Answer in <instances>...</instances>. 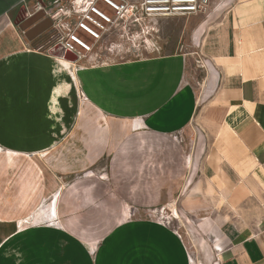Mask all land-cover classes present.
Here are the masks:
<instances>
[{
    "label": "crops",
    "instance_id": "0c3cea01",
    "mask_svg": "<svg viewBox=\"0 0 264 264\" xmlns=\"http://www.w3.org/2000/svg\"><path fill=\"white\" fill-rule=\"evenodd\" d=\"M43 1L44 12L40 0H0V153L11 171L23 164L16 211L0 213V264H193L184 239L159 220H123L93 245L71 229L87 226L72 210H121L104 206L96 193L150 206L172 197L170 179L178 183L176 209L195 221L200 236L198 264H264V0L215 2L189 34L194 70L189 52L172 51L85 62L73 76L63 58L51 63L37 52L47 51L51 36L32 40L50 17L61 16L52 0ZM94 6L111 9L101 0ZM38 12V22H49L24 37L19 21ZM193 72L200 74L196 84ZM75 84L86 103L69 131ZM192 123L196 135L184 165L174 136ZM66 134L83 164L106 158V170L62 185L48 177L44 166L52 169L40 156ZM160 161L177 165L155 166ZM140 178L148 186L156 181L162 194L140 192ZM54 194L58 223L31 220L18 232L23 216Z\"/></svg>",
    "mask_w": 264,
    "mask_h": 264
},
{
    "label": "rangeland",
    "instance_id": "374dc122",
    "mask_svg": "<svg viewBox=\"0 0 264 264\" xmlns=\"http://www.w3.org/2000/svg\"><path fill=\"white\" fill-rule=\"evenodd\" d=\"M48 3V2H47ZM51 9V7H50ZM108 10V9H107ZM106 13L109 16H113V11L110 9ZM204 14H191V15H180V16H162L157 18H145L141 19L139 23H128L126 21L115 23H107L91 14L93 20L84 19L82 21L87 23L95 31L100 33L99 39H94L89 33L75 27V19H70V36L74 33L76 36L85 41L91 46L90 51H86L82 47L70 41V53L77 55V60H72L70 58V65L68 70L74 72L78 64H84L85 62H104V61H121L127 59H136L141 57H147L155 54L169 53L172 51H185L188 53V65L193 70L197 68L196 54H194L193 49L189 45V34L194 25L201 19ZM43 16H46L44 13ZM51 25L46 28L49 30L48 33L51 37L55 36V29L53 27L54 18L50 17ZM41 18H39L40 20ZM38 20V19H37ZM49 21V19H47ZM27 19H21L18 24L22 32H24V37H27V32L29 33L32 29V24L27 23L25 28H21V24L26 22ZM56 21H58L56 19ZM79 21V20H78ZM32 32V31H31ZM57 33V31H56ZM47 39L44 37L43 41ZM54 40V39H53ZM51 41V39H50ZM55 42V40H54ZM42 52L45 55L51 57V63L56 58L59 57L55 54H48L46 49L37 51ZM56 56V57H54ZM62 58V57H59ZM64 59V58H63ZM199 72H193L192 82L195 83V79L199 78ZM69 77V76H66ZM72 86V91L70 93V120L71 124L68 129L71 131L73 120L77 117L79 107L83 108L85 106L86 100L85 96L82 94L78 85ZM76 112V114H75ZM196 129L193 123L186 128L184 131L176 134L174 139L182 149V154L184 156V165L186 161H189V156L192 151L193 141L195 139ZM66 138V139H65ZM64 143L59 144L52 152L48 154L38 155L43 157L44 165L52 169H46L44 166V173L48 177L54 176L53 178L58 180L60 185L75 182L77 180L83 179L85 176H99L100 172H104L107 168V159L102 158L99 163L86 165L83 164L78 155H74L77 150L74 149L75 142L70 140V137L64 136ZM69 139V140H68ZM68 140V141H67ZM62 141V140H61ZM78 152V151H77ZM79 153V152H78ZM4 155L7 153H0V213H13L16 211V204L13 202L19 193V173L21 172L22 165L17 162V165L12 167V171L4 164ZM20 156V155H18ZM52 156V157H51ZM32 158V157H31ZM35 158V157H34ZM8 160V158H6ZM161 164L172 168H175L177 163L170 164L168 162H158L155 166H160ZM188 165V164H187ZM69 170V171H68ZM43 178V177H42ZM47 178V177H46ZM44 177V181L50 186L51 179ZM11 179V180H10ZM55 181V180H54ZM145 179L140 178L139 190L142 193L154 192V196H160L162 194L161 187L156 185L148 186ZM11 182V183H10ZM109 182V181H108ZM62 183V184H61ZM168 191L173 192L172 197L166 202L157 203L155 205L145 206L130 203L125 198L119 199H108V196L100 195L96 193L94 196L99 202L102 201L105 206H118L121 205V210H94L90 209H76L70 211V215L76 216L81 219V221L87 225L84 227H71V229L80 236L85 238V241L90 245L95 241L101 239L104 234H106L112 227L118 222L127 220L129 218H151L159 220L170 226L175 232L180 234V237L184 239L188 249L191 251L193 257V264H198V261L202 259L203 251L199 246L197 239H200L198 232L195 229V221L190 218L184 219L180 214L179 210L176 209V201L178 195V183L177 180L170 179L167 181ZM59 188L60 190L62 187ZM57 195L52 197L44 196L39 207L33 212V214L25 217L23 216L22 221L19 222V226L16 228L18 232L24 229V226L29 221L33 220H46L45 222L54 219L55 223H58L57 210L61 208V205L57 206ZM10 202H5L9 200ZM172 201V202H171ZM175 201V202H174ZM170 202V203H169ZM12 203V204H11ZM83 203V202H82ZM81 203V204H82ZM168 203V204H167ZM86 207V206H85ZM54 223V224H55ZM93 224V225H90ZM3 227L0 226V233L3 231ZM15 229V230H16ZM179 237V236H178ZM93 245V244H92ZM198 251H197V247ZM197 257V258H196ZM198 259V260H197Z\"/></svg>",
    "mask_w": 264,
    "mask_h": 264
},
{
    "label": "built area",
    "instance_id": "2783aa9c",
    "mask_svg": "<svg viewBox=\"0 0 264 264\" xmlns=\"http://www.w3.org/2000/svg\"><path fill=\"white\" fill-rule=\"evenodd\" d=\"M63 1L66 0H52L53 6H59L61 16L55 18L53 22L57 33L55 31V36L51 37L48 46L61 44L65 49L72 51L70 49V41H72L86 51H90L91 46L85 41H79L74 33L70 36V19H75L76 28L89 33L94 39H99L100 33L82 21V17L92 21L91 14H93L107 23L118 24L126 21L137 24L145 18L205 14L218 0H101L113 11L112 17L94 6L96 0H81V4L80 0H69V6H63L64 4H61ZM82 4L84 6H81ZM176 234L180 237L177 231Z\"/></svg>",
    "mask_w": 264,
    "mask_h": 264
},
{
    "label": "water",
    "instance_id": "95a60500",
    "mask_svg": "<svg viewBox=\"0 0 264 264\" xmlns=\"http://www.w3.org/2000/svg\"><path fill=\"white\" fill-rule=\"evenodd\" d=\"M40 5L42 6L40 8L41 11L44 12V8L46 6V3L43 0H40ZM35 18H36V14H31V16H29L27 18V20L30 21L29 24L34 23L36 21ZM38 33L40 34V32H38ZM38 33H37V35H39ZM47 51L50 54H55V55H57L59 57H62L64 59H69L70 60V58H71L74 61L78 59L77 55H75L73 53H70V51L65 49L61 44L51 45V46L47 47Z\"/></svg>",
    "mask_w": 264,
    "mask_h": 264
},
{
    "label": "flooded vegetation",
    "instance_id": "af4514ba",
    "mask_svg": "<svg viewBox=\"0 0 264 264\" xmlns=\"http://www.w3.org/2000/svg\"><path fill=\"white\" fill-rule=\"evenodd\" d=\"M40 14V12H38V13H36V17L38 16ZM30 21L29 20H27L26 22H24L25 24H27V23H29ZM38 20H36L34 23H33V25H32V29H31V31H35V30H40V29H42V28H44V27H46V24H47V22H49V21H42V22H38ZM34 26V27H33ZM48 29L47 30H45L43 33H41L40 35H38V36H36V37H34L32 40L33 41H39V40H41L42 38H44V37H50V34L48 33Z\"/></svg>",
    "mask_w": 264,
    "mask_h": 264
},
{
    "label": "bare ground",
    "instance_id": "6f19581e",
    "mask_svg": "<svg viewBox=\"0 0 264 264\" xmlns=\"http://www.w3.org/2000/svg\"><path fill=\"white\" fill-rule=\"evenodd\" d=\"M80 4H81V0H80ZM81 6H84V4H82ZM87 10V9H86ZM88 30V29H87ZM89 31V30H88ZM91 33H92V31H91ZM92 34H94V33H92ZM95 35V34H94ZM99 37H100V34H99ZM78 39H79V41H81V42H84L81 38H79L78 37ZM67 63H69V64H71L70 63V61L68 60V59H64ZM72 73V76H73V74H74V72H71ZM75 76V75H74Z\"/></svg>",
    "mask_w": 264,
    "mask_h": 264
}]
</instances>
